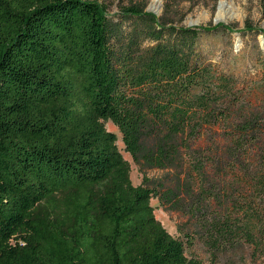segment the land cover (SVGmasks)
<instances>
[{"label":"trees","instance_id":"obj_1","mask_svg":"<svg viewBox=\"0 0 264 264\" xmlns=\"http://www.w3.org/2000/svg\"><path fill=\"white\" fill-rule=\"evenodd\" d=\"M119 10L115 20L98 0H0V264H203L150 202L181 209L180 187L160 192L146 176L134 185L107 121L141 169L208 147L193 154L198 172L244 175L245 197L217 216L211 238L261 245L264 84L242 96L197 48L203 32L234 26ZM243 30L264 37L249 22Z\"/></svg>","mask_w":264,"mask_h":264},{"label":"rangeland","instance_id":"obj_2","mask_svg":"<svg viewBox=\"0 0 264 264\" xmlns=\"http://www.w3.org/2000/svg\"><path fill=\"white\" fill-rule=\"evenodd\" d=\"M108 6V12L115 20L120 18V6L144 5L150 8L152 0H98ZM222 0H162L159 15L165 14V19L173 24L188 26L214 25L219 2ZM230 2L231 0H227ZM229 9L233 18L223 20L225 24L234 26V30L227 31L222 28L203 32L197 42L198 52L202 59L217 69L234 77L239 93L245 96L262 86V62L264 61V48L261 47L260 36L255 30H243L246 22L256 28H264V18L259 0H234ZM153 10V9H152ZM155 11V10H154ZM198 20V22H193ZM222 20V19H221ZM132 18L125 19L124 30H130ZM258 104H263L258 100ZM108 130L118 135V147L123 157L130 163V178L134 185L143 183L146 176L156 184L161 192L168 187H180L181 209L175 210L170 203L162 201L159 196L151 198L156 218L163 224L170 234L183 240L186 255L196 258L203 264H264V234L260 237L261 245H255L243 240L226 243L221 241L214 245L211 238V224L219 214L227 212V206L233 200L242 201L245 197L243 186L247 188L250 183L245 182L244 175H228L226 169L219 172L215 167L208 165L205 175L198 172L195 153L199 158L208 156L206 147L196 153L183 152V159L174 167L164 169L142 168L132 155L125 150L121 140V133L112 121L105 123ZM164 183L166 187H160ZM220 195L218 201L211 194ZM254 196V192L250 193Z\"/></svg>","mask_w":264,"mask_h":264},{"label":"bare ground","instance_id":"obj_3","mask_svg":"<svg viewBox=\"0 0 264 264\" xmlns=\"http://www.w3.org/2000/svg\"><path fill=\"white\" fill-rule=\"evenodd\" d=\"M161 1L162 0H152L151 4H150V9H153L155 11H160L161 8ZM234 0H231L230 2H228L227 0H222L219 2L218 7H217V11H216V15L215 18L218 20H228L233 18V12L229 9V7H231V3H233ZM193 22H198V20L193 21ZM260 42L263 44L264 46V37L261 35L260 36Z\"/></svg>","mask_w":264,"mask_h":264},{"label":"water","instance_id":"obj_4","mask_svg":"<svg viewBox=\"0 0 264 264\" xmlns=\"http://www.w3.org/2000/svg\"><path fill=\"white\" fill-rule=\"evenodd\" d=\"M147 10H148V11H151V12L157 14V15L159 14V12L150 9L149 7L147 8ZM214 22H215V23L223 22V20H218V19L214 18ZM189 25H195V23H189Z\"/></svg>","mask_w":264,"mask_h":264}]
</instances>
